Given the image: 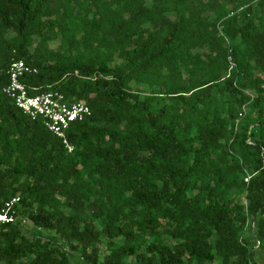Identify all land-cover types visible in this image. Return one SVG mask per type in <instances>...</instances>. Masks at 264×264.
I'll return each instance as SVG.
<instances>
[{"label": "trees", "instance_id": "obj_1", "mask_svg": "<svg viewBox=\"0 0 264 264\" xmlns=\"http://www.w3.org/2000/svg\"><path fill=\"white\" fill-rule=\"evenodd\" d=\"M12 60L89 106L72 151L3 92ZM14 196L0 264H264V0H0Z\"/></svg>", "mask_w": 264, "mask_h": 264}, {"label": "built area", "instance_id": "obj_2", "mask_svg": "<svg viewBox=\"0 0 264 264\" xmlns=\"http://www.w3.org/2000/svg\"><path fill=\"white\" fill-rule=\"evenodd\" d=\"M32 69L22 60H12L7 68L8 82L3 89L6 96L31 120H40L45 128L59 138L67 150L72 146L67 139L66 131L70 123L81 121L91 115L89 106L84 101L68 104L63 94L57 91H46L29 95L22 78ZM250 175H244L248 183ZM19 197L7 199L0 208V225L12 223L16 219V206Z\"/></svg>", "mask_w": 264, "mask_h": 264}, {"label": "rangeland", "instance_id": "obj_3", "mask_svg": "<svg viewBox=\"0 0 264 264\" xmlns=\"http://www.w3.org/2000/svg\"><path fill=\"white\" fill-rule=\"evenodd\" d=\"M52 45H54V44H52ZM247 228H248V229L246 230V232H247V233H248V232L250 233V221H249V224H248ZM101 251H103V246H102V245H101ZM257 255L260 256V254H259L258 252H257Z\"/></svg>", "mask_w": 264, "mask_h": 264}]
</instances>
